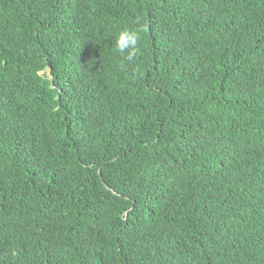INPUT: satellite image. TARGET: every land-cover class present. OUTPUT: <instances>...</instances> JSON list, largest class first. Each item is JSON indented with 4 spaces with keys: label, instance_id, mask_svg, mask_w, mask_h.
Wrapping results in <instances>:
<instances>
[{
    "label": "trees",
    "instance_id": "16d2710c",
    "mask_svg": "<svg viewBox=\"0 0 264 264\" xmlns=\"http://www.w3.org/2000/svg\"><path fill=\"white\" fill-rule=\"evenodd\" d=\"M0 264H264V0H0Z\"/></svg>",
    "mask_w": 264,
    "mask_h": 264
},
{
    "label": "clouds",
    "instance_id": "9594fccd",
    "mask_svg": "<svg viewBox=\"0 0 264 264\" xmlns=\"http://www.w3.org/2000/svg\"><path fill=\"white\" fill-rule=\"evenodd\" d=\"M139 40L140 37L136 31L125 28L117 36L115 50L121 55L126 54L124 55L125 60L132 61L139 52Z\"/></svg>",
    "mask_w": 264,
    "mask_h": 264
}]
</instances>
